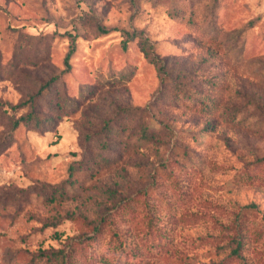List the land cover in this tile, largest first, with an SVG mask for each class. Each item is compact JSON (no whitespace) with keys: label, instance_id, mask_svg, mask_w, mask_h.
Here are the masks:
<instances>
[{"label":"rangeland","instance_id":"obj_1","mask_svg":"<svg viewBox=\"0 0 264 264\" xmlns=\"http://www.w3.org/2000/svg\"><path fill=\"white\" fill-rule=\"evenodd\" d=\"M1 140L0 264H264V0H0Z\"/></svg>","mask_w":264,"mask_h":264},{"label":"trees","instance_id":"obj_2","mask_svg":"<svg viewBox=\"0 0 264 264\" xmlns=\"http://www.w3.org/2000/svg\"><path fill=\"white\" fill-rule=\"evenodd\" d=\"M141 44H142L143 49H145L146 51L151 47L150 41L146 37L142 38ZM68 57H69V55L67 56L66 61L68 60ZM162 67H163V65H161V68ZM159 68H160V65H159ZM56 79H57V77L56 78H52L46 84H44V86H42L40 88V91L38 92V94L40 95L42 93V89H45L47 87L50 88L51 85H52V82L54 80H56ZM37 97H38V95L33 96L29 100L24 101L23 103L19 104L18 106H16V105L14 106L15 108L16 107H25V106L28 105V103H30V106L32 107V110L30 112H28L26 114H22L18 119L10 120V123H12V125L14 127L18 126L21 123H24V124H27L28 126H30L32 128L42 129V130L46 131V130H52V127L58 124L57 122L60 121V119L57 121L55 119H52L51 117H46L45 119L41 120L38 117V115L36 114V112L34 110V107L36 105ZM41 99L42 98H40V100ZM66 105L71 106L70 103H68ZM145 135H146V133H145ZM5 142H7V141H2L1 140L0 148H1V145L5 144ZM251 180H253V179H251ZM96 230L100 231V227H96ZM238 232L239 231H237V234H238ZM113 239L114 238L110 239V241H112ZM234 239H235L234 242L236 243V246L232 249L230 257L241 259V256H242L241 255V238L240 237H235ZM110 241H109V244H110ZM159 243L163 244V242H161V241H159ZM219 264H224V263H219Z\"/></svg>","mask_w":264,"mask_h":264}]
</instances>
